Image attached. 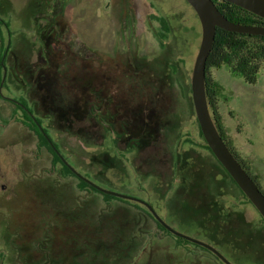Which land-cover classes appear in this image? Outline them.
Instances as JSON below:
<instances>
[{
    "label": "rangeland",
    "instance_id": "rangeland-1",
    "mask_svg": "<svg viewBox=\"0 0 264 264\" xmlns=\"http://www.w3.org/2000/svg\"><path fill=\"white\" fill-rule=\"evenodd\" d=\"M0 15L10 23L2 29L0 53L6 41L11 46L0 91V185L7 186H0L2 264H221L207 252L178 246L136 206L106 202L94 191L79 190L75 177L48 172L53 155L44 146L39 151L36 133L12 118L15 112L24 118L11 101L21 97L80 173L149 201L175 229L212 244L234 264H264L261 213L228 195L220 164L200 146L190 82L202 27L187 0H0ZM154 15L170 26L162 45ZM171 55L177 70L167 64ZM48 62L58 101L88 93V104L111 117L109 131L101 135L94 127L88 142L79 132L84 122L69 127L53 120L46 85L34 87L36 81L23 74ZM210 75L223 87L219 111L227 135L264 189V63L255 84L226 64L211 68ZM176 78L184 92L171 83ZM149 114L161 120L174 115L178 127L166 134L165 124L158 125L153 137L120 129L123 119ZM205 198L203 217L214 225L211 236L218 235L219 243L198 224L197 205ZM145 230L152 237L143 236Z\"/></svg>",
    "mask_w": 264,
    "mask_h": 264
},
{
    "label": "trees",
    "instance_id": "trees-1",
    "mask_svg": "<svg viewBox=\"0 0 264 264\" xmlns=\"http://www.w3.org/2000/svg\"><path fill=\"white\" fill-rule=\"evenodd\" d=\"M219 10L226 15L229 19L242 23V24H253V25H264V18L247 10L244 9L234 3H231L229 1H223V0H215ZM158 22L160 23L159 31H158V39L160 42V45L163 44V38H166L170 26L167 22V20L164 17H160L157 15H154ZM5 27H10V23L8 20L4 19L0 15V36L3 35L2 29ZM10 41H6L5 44H3V49L0 53V68L1 66L4 67V60L6 55L8 54V51L10 49ZM175 57L172 55L168 57L167 64L170 65V67L173 68V70H177L178 67V60H174ZM166 60V61H167ZM181 61H183L181 59ZM264 63V35L262 34H250V33H240V32H232L225 30L221 27H217L216 30V36L215 41L213 45V49L211 53L208 56L207 64H206V93H207V100L210 107V110L213 114L214 122L223 136L224 140L234 153V155L238 158L242 166L247 170V172L252 176L254 181L258 184L257 177L252 174L250 167L245 163L243 158L239 155H237L235 149L231 146V141H229V137L227 135L225 126L222 121V117L219 111V97L222 95L223 87L222 85L210 75V69L211 68H220L222 65L226 64L229 66L230 70L234 73L240 74L243 76L244 80L249 84H255L258 80V75L261 70V67ZM166 64V65H167ZM52 67V63L48 62L46 66H38V67H27L24 69L23 74L27 76L28 79L33 78V80L36 81L34 87H38L39 85L42 86L44 83L46 86L45 93V103H50V114L53 116V120L56 123H61L63 121L64 124H67L69 127H72L75 123L84 122V125L79 126V132L82 139L91 142L93 139V134L95 133V129L97 127H100V134H102V130L109 131V124L108 114L103 112V108H100V106H90L88 104L89 96L88 93L82 96L81 98H78L72 102L64 103L61 101H58L55 95V91L53 89V80H52V73L50 72V68ZM53 68V67H52ZM1 77H0V84H1ZM175 84L178 87L182 88V91H185V86L183 84V80L180 78H176V80H172L171 83ZM191 87V85H190ZM0 92V96H1ZM12 101V100H11ZM20 102L23 103L25 106L29 108V110H25L22 108L19 104L14 103L17 108L22 109L23 112V119H18L17 112L14 113L12 118H15L16 120L21 121L24 123L25 126L33 130L37 137H38V147L39 151H41L42 147H46L51 154L53 155L52 163L53 168L49 170L48 172L55 171L57 174H60L63 177H75L78 180V188L81 191H94L97 194H100L103 196V199L106 202H111L113 200H119L123 201L129 205L136 206L140 210L143 211V215L147 216L151 221L154 222L155 229L160 233L163 232L166 236H169L173 238L178 244V246H187V249H189L188 245L190 247H193L190 249L191 251H203L207 252V254H211L217 261L219 258L214 254L212 251H210L208 248L196 244L194 242H191L185 238L179 237L177 235H174L171 231H169L164 225H162L155 216L148 210L146 206L143 204L114 196L112 194H108L105 192H102L92 186L89 182L86 180L80 178L78 175H76L71 168L62 160L61 156L54 150V148L51 146L41 129L39 128L38 124L33 119L30 112H32V109L28 106L27 102L24 98H20ZM30 111V112H29ZM33 113V112H32ZM34 114V113H33ZM158 116V115H157ZM157 116L154 114H149L147 116H135L133 119H123L120 129L123 133L126 134H132V133H139L143 135L144 137H153L150 133L151 130H154L158 125L165 124L166 134L170 131L175 132V128L178 127V118L174 115H169L166 117V119L161 120V118H157ZM176 117V118H174ZM38 122L43 126V120L40 117H36ZM162 121V122H160ZM199 125V123H198ZM78 127V126H74ZM44 130L48 132V129L43 126ZM86 130V132L84 131ZM199 131L200 135L203 138V133L201 131L200 125H199ZM156 134V133H155ZM50 137V136H49ZM229 138L228 140L226 138ZM51 138V137H50ZM190 141H194L192 139H189ZM53 141V140H52ZM55 146L58 148L57 143H55ZM203 146L208 149L213 156L215 157L214 153L212 152L211 148L207 144V142L204 140ZM216 158V157H215ZM217 162L220 164L222 171L224 173V178L226 179V186L229 187V194L234 195L235 198H244L247 202L252 203L246 196V194L241 190V188L238 186V184L235 182V180L232 178V176L229 174V172L223 167V165L220 163V161L216 158ZM57 163L61 164V168L58 171L56 168ZM59 175V176H60ZM84 175V174H83ZM58 175H56L57 177ZM86 176V175H85ZM87 175L86 177H88ZM90 178V177H89ZM212 190V189H211ZM210 191V190H209ZM214 191V190H212ZM238 191V192H237ZM264 192V191H263ZM212 192L210 191V194ZM214 193V192H213ZM213 193L211 194L213 196ZM210 200L209 203H217V200L215 199V202H212V198L208 199ZM207 199L205 198L203 202H199L200 204L197 205L201 209L200 215L198 218V224H200L201 227H205L208 229L207 235L212 238V230H213V224L209 223L208 221L204 220V211L203 207L206 203ZM198 203V202H197ZM219 207L221 206L222 210L225 211L226 207L224 205L218 204ZM226 212V211H225ZM263 224H264V218H263ZM226 229V228H225ZM153 232V229H151ZM151 230H145L143 231L142 235H148L149 237H152L151 235L154 233H151ZM199 232V231H197ZM217 240L212 238V240L216 241L217 243L220 242V238L218 235H216ZM149 240V238H148ZM235 241L230 243V246L234 248V250H237L234 245ZM229 248V245H227ZM258 248V247H257ZM254 248L256 250L264 248V246L261 245L258 249ZM245 247L242 251H246ZM201 255V254H200ZM2 257V256H1ZM222 264H224L221 260H219ZM2 258H0V264H2Z\"/></svg>",
    "mask_w": 264,
    "mask_h": 264
},
{
    "label": "water",
    "instance_id": "water-1",
    "mask_svg": "<svg viewBox=\"0 0 264 264\" xmlns=\"http://www.w3.org/2000/svg\"><path fill=\"white\" fill-rule=\"evenodd\" d=\"M195 10L202 27L201 41L199 49L195 56L191 74V94L192 101L196 113L198 123L205 138V141L211 148L215 157L220 161L223 167L229 172L241 190L246 194L247 198L258 209L264 218V192L260 189L258 184L254 181L252 176L242 166L241 162L234 155L223 136L219 132L210 110L207 93H206V64L209 54L211 53L215 41L217 27L225 30L240 33L262 34L264 35V25L242 24L229 19L218 8L215 0H187ZM234 3L244 9H247L264 18V0H223ZM7 74L6 67H4L3 78L1 81L0 91ZM30 112V111H29ZM39 128L54 148V150L61 156L62 160L71 168V170L80 178L89 182L98 190L112 194L117 197L137 201L148 208V210L155 216V218L164 225L174 235L185 238L191 242L202 245L214 254L220 257L226 264H233L221 251H219L212 244L201 240L197 237L181 232L167 223L162 216L156 211L153 205L142 198L134 197L128 194L117 192L111 189L104 188L90 178L80 173L74 166H72L60 153L52 139L49 137L43 126L38 122L36 116L30 112Z\"/></svg>",
    "mask_w": 264,
    "mask_h": 264
},
{
    "label": "flooded vegetation",
    "instance_id": "flooded-vegetation-1",
    "mask_svg": "<svg viewBox=\"0 0 264 264\" xmlns=\"http://www.w3.org/2000/svg\"><path fill=\"white\" fill-rule=\"evenodd\" d=\"M9 98V97H8ZM12 100V102H14V103H17V104H19L22 108H24L25 110H29V108L27 107V106H25L23 103H21L20 102V100H14V99H11ZM195 110V109H194ZM227 140L229 139L228 137L226 138ZM205 140V138H204V136H203V141ZM229 141H231L230 139H229ZM231 143H232V141H231ZM200 146H203L202 144H200ZM231 146L235 149V146L233 145V144H231ZM235 151H236V153H237V155H239L240 156V154L238 153V151L235 149ZM240 158H241V156H240ZM240 161H241V159H240ZM253 174V173H252ZM254 175V174H253ZM258 180V179H257ZM3 189L4 188H6L7 186L6 185H3V184H1L0 185ZM258 186L260 187V189L262 190V191H264V189H263V187H262V184L259 182V180H258ZM211 251V250H210ZM233 253H234V255L236 256V253H235V251H233ZM217 256V255H216ZM218 257V256H217ZM237 257V256H236ZM219 258V260H221L224 264H226L220 257H218ZM238 258V257H237ZM229 259V258H228ZM218 260V261H219ZM220 262V261H219ZM232 262V261H231ZM233 263V262H232ZM222 264V263H221ZM234 264V263H233Z\"/></svg>",
    "mask_w": 264,
    "mask_h": 264
}]
</instances>
